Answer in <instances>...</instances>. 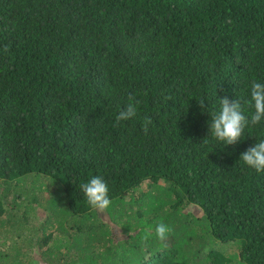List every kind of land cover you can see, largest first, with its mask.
Wrapping results in <instances>:
<instances>
[{
  "label": "trees",
  "instance_id": "16d2710c",
  "mask_svg": "<svg viewBox=\"0 0 264 264\" xmlns=\"http://www.w3.org/2000/svg\"><path fill=\"white\" fill-rule=\"evenodd\" d=\"M252 81L264 0H0V264H264V172L240 159L264 120L235 144L209 132ZM93 176L103 212L80 188Z\"/></svg>",
  "mask_w": 264,
  "mask_h": 264
},
{
  "label": "clouds",
  "instance_id": "9594fccd",
  "mask_svg": "<svg viewBox=\"0 0 264 264\" xmlns=\"http://www.w3.org/2000/svg\"><path fill=\"white\" fill-rule=\"evenodd\" d=\"M5 51H7V46H5ZM138 103L139 101L135 104L129 103L126 108L121 109L115 117L113 127L118 126L121 121L136 116V104ZM197 103L201 109L206 107L204 98L197 99ZM219 104L220 111L211 116L209 132L216 141L223 142L222 144H235L244 136L245 128L249 124L254 126L264 120V83L252 81L250 99L235 98L230 101L224 97L220 99ZM245 106L254 108L250 118L245 114ZM151 124V118L145 116L141 126L145 134L148 133ZM240 159L256 172H264V140L249 147L241 154ZM80 188L93 209L103 212L110 207L112 201L109 197L108 184L102 177L93 176L87 183L81 184ZM170 232L171 229L166 224L161 222L156 225L157 239L165 240Z\"/></svg>",
  "mask_w": 264,
  "mask_h": 264
},
{
  "label": "rangeland",
  "instance_id": "374dc122",
  "mask_svg": "<svg viewBox=\"0 0 264 264\" xmlns=\"http://www.w3.org/2000/svg\"><path fill=\"white\" fill-rule=\"evenodd\" d=\"M40 179H42V177ZM54 189H55V186L49 184L48 189L44 191V193L47 192V193H45V195L48 194V193H50V192H53ZM48 205H50V207H45V206L42 207V205L41 206H36L35 205V208L39 212V215L44 216V220H45L43 222V223H45V224H43L44 225V228L46 226L48 227L49 224H55V223H57V220H58V219H56V213H57L56 210L58 211V209H59L58 205L59 204H55L56 207H52L51 206L52 204H50V203H48ZM61 220L63 221L64 220V217L60 218L59 224L62 223ZM213 245H214L215 248L220 249V250H222L225 253L234 250V244H232L229 241L222 242L220 240V241L214 242Z\"/></svg>",
  "mask_w": 264,
  "mask_h": 264
}]
</instances>
